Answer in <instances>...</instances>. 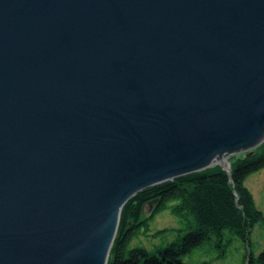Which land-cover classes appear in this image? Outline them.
Returning <instances> with one entry per match:
<instances>
[{
    "label": "water",
    "instance_id": "water-1",
    "mask_svg": "<svg viewBox=\"0 0 264 264\" xmlns=\"http://www.w3.org/2000/svg\"><path fill=\"white\" fill-rule=\"evenodd\" d=\"M264 142V0H0V264H108L137 193Z\"/></svg>",
    "mask_w": 264,
    "mask_h": 264
},
{
    "label": "trees",
    "instance_id": "trees-1",
    "mask_svg": "<svg viewBox=\"0 0 264 264\" xmlns=\"http://www.w3.org/2000/svg\"><path fill=\"white\" fill-rule=\"evenodd\" d=\"M230 162V172L218 164L137 193L122 209L108 264H187L197 249L203 254L200 264H220L237 240L244 252L236 264H264V248L257 253L252 236L258 225L264 226V212L246 185L264 168V143L253 153L231 156ZM167 208L184 226L157 231L153 235L164 245L149 249L139 240L149 235L151 220Z\"/></svg>",
    "mask_w": 264,
    "mask_h": 264
},
{
    "label": "rangeland",
    "instance_id": "rangeland-1",
    "mask_svg": "<svg viewBox=\"0 0 264 264\" xmlns=\"http://www.w3.org/2000/svg\"><path fill=\"white\" fill-rule=\"evenodd\" d=\"M264 143V142H263ZM262 143V144H263ZM246 153V152H243ZM242 154V153H239ZM221 165V164H219ZM222 166V165H221ZM228 169V164L223 166ZM247 187L253 192L257 207L264 212V168L259 172L252 174L246 181ZM150 210V206L146 207L145 214H148ZM184 223L180 217L174 215L171 209H165L164 211L157 214L150 223V232L149 235L146 236L143 234L141 236L139 242L142 245H145L149 249H154L157 245H164L163 239L159 236L156 237L155 234L157 231L165 228H180L183 227ZM253 241L256 247L257 253L264 248V226L258 225L253 231ZM138 242L136 240L133 245ZM240 240H237L233 245L232 249L229 252V257L227 260H219L220 264H236L242 253L244 252V248L241 244ZM203 258V254L201 253V249L195 250L190 256L186 258L187 264H200V260Z\"/></svg>",
    "mask_w": 264,
    "mask_h": 264
}]
</instances>
